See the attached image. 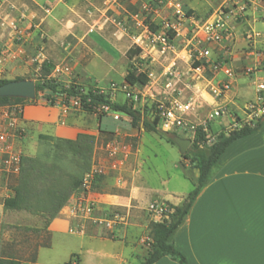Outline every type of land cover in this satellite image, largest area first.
Returning a JSON list of instances; mask_svg holds the SVG:
<instances>
[{
  "label": "crops",
  "instance_id": "0c3cea01",
  "mask_svg": "<svg viewBox=\"0 0 264 264\" xmlns=\"http://www.w3.org/2000/svg\"><path fill=\"white\" fill-rule=\"evenodd\" d=\"M141 1L5 0L0 5V79H31L26 74L34 63L53 58L56 44L69 36H74V47L84 49L85 61L101 60L111 53V49L126 55L133 42L129 31L134 28L130 26V15L135 13L134 6ZM165 1V16L174 19L172 4L177 0ZM178 1L188 9V14L177 19L176 55L170 54L160 61L165 69L173 66L174 71L172 76H165L164 72L161 75L162 80H170L165 83V92H179L178 97L191 100L203 110L221 104L242 115L245 103L259 94L256 79L264 77L260 66L252 76L245 73L247 68H257L264 52V31L259 27L264 24V0H254L241 20L230 16L232 35L227 39V55L237 76L231 89L220 97L211 91V87L224 80L223 72H213L195 61L189 42L196 27L207 21L219 7H228L235 12L237 5L231 0ZM109 10L113 17L124 18L119 21L127 24V28L116 23L111 30L106 24L111 18L105 17ZM19 15H25L26 20L23 39L15 43L11 29L1 23ZM67 17H72V27L66 25L70 20ZM41 30L47 35L46 42H42ZM226 51L223 47L214 48L215 56L224 55ZM87 73L88 68L83 67L77 83L85 86L91 79ZM140 89L150 91L151 86L147 84ZM8 113L0 106V122L7 119ZM20 125L24 140L21 146L14 142V147L21 154L28 152L30 156L37 153L40 134L70 139H75L79 133L95 136L92 166L99 167L101 173L96 176L94 196L102 210L119 209L123 213L126 210L128 216L133 208L146 209L150 217L147 210L150 201L165 200L175 206L182 204L190 193L174 202L171 199L174 190L155 188L146 182L142 175V146L147 130L143 124L132 125L129 118L117 120L111 114L99 116L96 112L69 107L62 98L50 103L42 96L25 103ZM113 138L120 141L122 151L116 159H111L106 151L107 142ZM210 177L186 220L172 236L173 243L190 264H264V124L255 133L234 141L214 165ZM0 206L3 207V202ZM64 210L48 226L51 244L54 234L70 232L71 226L78 227L80 236H86L88 241L81 239L78 252L72 254L77 257L75 264H102L103 258L114 259L117 264H133L135 258L143 257L142 250H138L143 222L129 223L126 217L127 220L112 231L89 221L85 223L64 216ZM154 264L179 262L164 256Z\"/></svg>",
  "mask_w": 264,
  "mask_h": 264
},
{
  "label": "built area",
  "instance_id": "2783aa9c",
  "mask_svg": "<svg viewBox=\"0 0 264 264\" xmlns=\"http://www.w3.org/2000/svg\"><path fill=\"white\" fill-rule=\"evenodd\" d=\"M231 1L237 5L238 9L235 12L232 9L229 10L228 7H219L207 21L196 27L189 42L191 55L195 61H199L201 66L209 68L213 72H223L224 80L211 87V91L217 97L231 89L237 76V71L229 64L227 55L229 53L227 39L232 35L230 16L237 20L243 19L246 10L254 0ZM4 2L5 0H0V5ZM228 2H226L227 6H229ZM163 3L164 0H155L154 4L144 2L141 6L142 13L137 12L130 15L132 20L130 26H137L141 29L137 32H134V28L129 29L133 43L141 48L138 55L141 61L140 69L145 71L150 78L154 75L152 64L176 48L177 19L187 17L184 4L177 0L172 4L175 18L162 17V23L158 24L160 27L154 30L150 23L146 22L148 20L147 14L153 12L160 15ZM113 18L117 24L127 28L128 25L123 21L117 20L116 17ZM25 20V15H19L13 19L2 21L1 25L11 29L12 40L21 42ZM249 37L251 38V36ZM215 47L227 49L226 54L215 56ZM261 56L262 59L257 68H247L246 74L252 76L253 72L259 70V66L264 71V52ZM56 71L62 74L69 73L71 69L69 66H65L58 67ZM173 74V66H169L164 71L165 76H172ZM255 84L259 94L256 99H250L245 103L242 115L234 113L227 105L221 104L203 110L201 106H197L191 100L181 99L173 92H165L164 95L152 94V101L148 106L152 108V113L158 117L159 129L169 133L181 130L192 140V143L195 141L200 148H208L217 140L220 133H228L243 125L253 126L264 117V77L257 78ZM92 90L95 94L105 95L111 101H116L118 94L122 92L134 106L142 101L143 96H145L139 87L127 82L123 84L111 82L107 87L97 85ZM89 101L90 99H87V102ZM65 105L83 109V102L80 97L71 96L69 104ZM92 107L97 114H111L115 119H120V112L112 109L107 102L94 104ZM22 112L23 106L16 105L13 112L8 113L7 119L0 122V154L2 155L0 157V179L5 173L18 174L20 172L22 155L15 149L12 140L16 137L17 132L22 129L20 125ZM106 151L111 159H116L122 152L120 141L117 138L109 140L106 144ZM99 173H101L99 167H91L90 171L84 175L78 190L71 196L66 208L70 217L80 219L85 223L90 221L113 231L126 221L127 216L119 209L106 208L102 210L99 208L98 200L94 196L96 176ZM147 210L150 217L156 222H168L175 211V207L168 201L157 199L149 202Z\"/></svg>",
  "mask_w": 264,
  "mask_h": 264
},
{
  "label": "trees",
  "instance_id": "16d2710c",
  "mask_svg": "<svg viewBox=\"0 0 264 264\" xmlns=\"http://www.w3.org/2000/svg\"><path fill=\"white\" fill-rule=\"evenodd\" d=\"M147 23L156 30L160 26L155 25L148 17ZM173 35V34H172ZM141 52L140 47H130L126 55L132 59ZM140 60V59H139ZM141 63V61H140ZM52 64L50 60H44L41 64V78L36 80V98L43 95L50 103H55L57 98H62L65 104H69L71 96L80 97L83 102V111L95 112L94 104L107 102L112 109L126 114L131 118V124L136 126L143 124L147 131L161 134H170L158 128V117L152 113L151 119L143 115V109L136 108L128 100L120 103L111 101L105 95L95 94L92 88L87 89L83 85L72 80L68 85L49 76ZM16 79H24L17 77ZM10 79H0V85ZM125 81L130 85L144 87L150 82L148 74L140 69L133 61L127 69ZM87 99H90L87 102ZM24 97H0V106L10 104L22 105L33 101ZM99 116H103L99 114ZM264 124V119L251 125H243L228 133L222 132L217 140L208 148H200L196 142L183 155L190 160L196 169V178L191 179L194 188L188 194L186 200L175 205V211L168 222H154L152 224L153 242L151 248L140 264H154L164 256L179 262L190 264L185 254L178 249L172 241V236L186 220L193 204L203 188L209 183L210 173L227 148L236 140L251 135L258 131ZM169 142L175 143L169 136ZM40 148L36 155H22L20 172L11 185V193L3 200L6 210H24L32 214H42L51 222L67 205L71 196L80 187L84 175L92 167L95 136L88 133H79L75 139L56 137L49 134L39 135ZM200 173L199 176L197 175ZM96 185V183H95ZM0 264H22L19 259L9 257L0 258ZM70 264V262L68 263Z\"/></svg>",
  "mask_w": 264,
  "mask_h": 264
},
{
  "label": "rangeland",
  "instance_id": "374dc122",
  "mask_svg": "<svg viewBox=\"0 0 264 264\" xmlns=\"http://www.w3.org/2000/svg\"><path fill=\"white\" fill-rule=\"evenodd\" d=\"M142 2L154 4L155 0H142L139 3L137 2L134 6L135 10L133 9L135 13L143 12L141 8ZM165 4L167 3L164 0L160 12L161 16H158V14L153 12L147 14L153 24L158 25L162 23V17H166L167 8L164 7ZM48 8L49 7L47 6L45 9L46 12L49 10ZM185 10L188 14V9L185 8ZM112 14L113 12L109 10L105 15V17L110 16L111 18L106 23L111 30L114 29L116 25V21L113 20L114 18ZM67 18H70V20L66 25H68V27H72L74 25L71 21L72 17ZM116 18L117 20L124 19L121 17L118 18L117 16ZM96 25L99 26L100 24L97 23ZM259 27L264 31V24ZM134 30V32H137L141 29L134 26ZM40 35L42 36V42H46L47 35L44 31L41 30ZM73 37L74 36H69L64 42L56 44L54 48V57L49 59L52 64L49 74L50 77L69 84V81L79 80L78 73L83 67H85L88 68L87 75L90 76L91 79L86 82L84 87L87 89L94 88L97 85L107 87L111 82H117L119 84L126 83L125 75L127 73V69L133 61L136 65L141 66L138 56L130 59L127 55H123L117 49H111V53L101 60L95 59L94 61H85V54L83 53L84 49L74 47ZM13 41L18 43L15 39H13ZM104 44L106 43L104 42ZM130 44L132 47L136 46L133 42ZM170 54L176 55L174 51H170L168 55ZM164 58H166V56L159 58L152 64L154 75L150 78V82L148 84L151 86V89L150 91H142L143 94H145V96H143L144 99L139 101L135 106L138 109H143V115L148 119H151L152 117V108L148 106L152 101V94L164 95L166 89L165 83L170 81L167 78L165 80H162L161 78L162 73L166 70L160 62ZM41 64L42 63L39 64L38 62L34 63L32 69L26 75L31 79L33 78L35 81L40 79L43 72ZM65 66L70 67L71 71L69 73L59 74V72L56 71L58 67L61 68ZM178 93L175 91L174 95L177 96ZM42 96L43 95L39 97ZM57 99L59 100L60 98ZM116 101L123 103L124 101H127V99L121 92L118 94ZM15 106L16 104L13 103L4 106V108L8 112H13ZM125 118L131 119L128 115L120 113V120H124ZM175 132L183 137H187L181 130H177ZM24 136V131L20 129L17 132L16 137H14V139L12 138V141L17 142L18 145L21 146ZM168 136L169 134H161L152 131H147L144 134V143L142 146L144 166L142 175L144 176L146 182L155 188H168L174 190L173 192L175 193L171 194V199L174 202H179L184 198V196H187V194L193 190L194 185L186 177L188 176L195 179L196 169L190 160L184 159L183 154L180 153L179 146L176 143H172L167 140ZM24 144L25 143H23V146ZM29 144H31V142H29ZM191 147L192 144L188 150ZM39 148L40 145L38 143L37 152ZM25 153L28 155V152H22V154L20 152L21 155H24ZM1 156L2 155L0 154V157ZM16 176L17 174L5 173L0 179V204L3 202L4 198L12 192L11 185L13 184ZM64 209V216L70 218L66 206ZM124 212L126 214V210ZM127 217L129 223L137 221L143 222V231L140 234L142 248L140 246L138 248L139 251L142 250L141 255H143V257L135 258L133 263L140 264L147 256L151 248L153 242L152 224L156 221L149 217L146 209L143 210L133 208ZM48 220L49 219L42 214H32L24 210L10 211L4 209V206H0V258L10 256L11 258L19 259L22 264H68L70 259V264L77 263V257L72 254L78 252L81 239L88 241V238L86 236H84L85 238H82L79 234L80 230L78 227L71 226L69 228L70 232L54 234L51 244V233L48 227L50 222L48 223ZM101 261L102 264H117L116 260L111 258H103Z\"/></svg>",
  "mask_w": 264,
  "mask_h": 264
},
{
  "label": "water",
  "instance_id": "95a60500",
  "mask_svg": "<svg viewBox=\"0 0 264 264\" xmlns=\"http://www.w3.org/2000/svg\"><path fill=\"white\" fill-rule=\"evenodd\" d=\"M36 98V81L34 79H13L0 85V97ZM264 118V117H263ZM169 137L179 146L180 153L185 154L192 144V140L176 132H171ZM198 172V176H199Z\"/></svg>",
  "mask_w": 264,
  "mask_h": 264
}]
</instances>
